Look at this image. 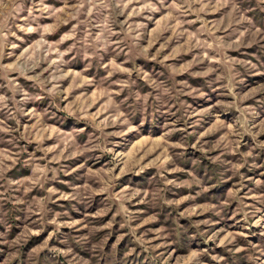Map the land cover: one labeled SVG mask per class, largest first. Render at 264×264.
<instances>
[{
  "label": "rangeland",
  "instance_id": "374dc122",
  "mask_svg": "<svg viewBox=\"0 0 264 264\" xmlns=\"http://www.w3.org/2000/svg\"><path fill=\"white\" fill-rule=\"evenodd\" d=\"M0 264H264V0H0Z\"/></svg>",
  "mask_w": 264,
  "mask_h": 264
}]
</instances>
